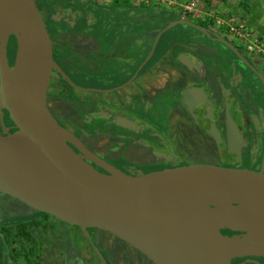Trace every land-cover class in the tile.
<instances>
[{
  "label": "flooded vegetation",
  "instance_id": "1",
  "mask_svg": "<svg viewBox=\"0 0 264 264\" xmlns=\"http://www.w3.org/2000/svg\"><path fill=\"white\" fill-rule=\"evenodd\" d=\"M34 1L47 20L55 65L48 110L95 169L107 173L82 146L133 176L192 165L264 172V56L206 12L133 0ZM9 44L13 62L12 36ZM78 231L83 258L72 228L0 193V264H101ZM91 240L106 264H155L117 238L92 233ZM231 262L264 264V257Z\"/></svg>",
  "mask_w": 264,
  "mask_h": 264
},
{
  "label": "water",
  "instance_id": "2",
  "mask_svg": "<svg viewBox=\"0 0 264 264\" xmlns=\"http://www.w3.org/2000/svg\"><path fill=\"white\" fill-rule=\"evenodd\" d=\"M16 63L18 80L12 73ZM54 67L35 1L0 0V193L80 230L101 264L106 263L92 233L122 240L155 264H232L235 257H264L263 170L192 165L133 176L102 164L82 146L107 172L102 173L71 149L72 135L48 110Z\"/></svg>",
  "mask_w": 264,
  "mask_h": 264
},
{
  "label": "rangeland",
  "instance_id": "3",
  "mask_svg": "<svg viewBox=\"0 0 264 264\" xmlns=\"http://www.w3.org/2000/svg\"><path fill=\"white\" fill-rule=\"evenodd\" d=\"M37 1V0H36ZM134 4L162 5L167 7H177L179 5H167L169 3L160 0H133ZM176 4L187 5L195 1L196 10L206 12L215 25L225 28L226 31L237 39L245 48H251L264 56V0H171ZM39 11L40 4L37 1ZM47 11V7H44ZM185 10V9H182ZM187 11V10H185ZM191 12V11H188ZM43 15V11H41ZM47 23V20H44ZM45 23V24H46ZM248 34V36H247ZM7 56L12 62L13 47L8 46ZM20 208V207H19ZM21 209V208H20ZM23 209V208H22ZM71 236L74 243L82 246V258L85 255L83 251L86 247L85 238L78 230L72 228ZM109 246H120L116 239H107ZM86 256V255H85ZM73 257V255H72ZM88 263V262H87ZM94 264V261H91Z\"/></svg>",
  "mask_w": 264,
  "mask_h": 264
},
{
  "label": "built area",
  "instance_id": "4",
  "mask_svg": "<svg viewBox=\"0 0 264 264\" xmlns=\"http://www.w3.org/2000/svg\"><path fill=\"white\" fill-rule=\"evenodd\" d=\"M160 1H163V2H167V3H169V4H167V5H169V6H171V5H173V4H175V5H179L182 9H185V10H187V11H193V10H196V4H195V1H191V2H189V4H187V5L176 4L175 1H171V0H160ZM247 36H248V34H247ZM249 49H251V48H249Z\"/></svg>",
  "mask_w": 264,
  "mask_h": 264
},
{
  "label": "bare ground",
  "instance_id": "5",
  "mask_svg": "<svg viewBox=\"0 0 264 264\" xmlns=\"http://www.w3.org/2000/svg\"><path fill=\"white\" fill-rule=\"evenodd\" d=\"M12 73L14 74V77L16 78V80H18L19 78V65L18 63H16L13 68H12ZM44 177H46V179H48V181H53L52 178H50L48 175H45ZM249 242H252V239H249Z\"/></svg>",
  "mask_w": 264,
  "mask_h": 264
},
{
  "label": "trees",
  "instance_id": "6",
  "mask_svg": "<svg viewBox=\"0 0 264 264\" xmlns=\"http://www.w3.org/2000/svg\"><path fill=\"white\" fill-rule=\"evenodd\" d=\"M41 3L43 4V5H46V0H41ZM12 41H13V43H14V45H15V41H14V38L12 37ZM14 53H15V51H14ZM14 55V54H13ZM10 64H13V62H11ZM10 66H12V65H10Z\"/></svg>",
  "mask_w": 264,
  "mask_h": 264
}]
</instances>
